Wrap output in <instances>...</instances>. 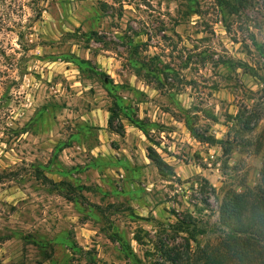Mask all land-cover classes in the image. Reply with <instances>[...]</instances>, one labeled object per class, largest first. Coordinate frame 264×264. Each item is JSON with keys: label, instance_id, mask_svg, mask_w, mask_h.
Masks as SVG:
<instances>
[{"label": "rangeland", "instance_id": "1", "mask_svg": "<svg viewBox=\"0 0 264 264\" xmlns=\"http://www.w3.org/2000/svg\"><path fill=\"white\" fill-rule=\"evenodd\" d=\"M263 165L264 0H0V264H157L187 212L213 243L201 181L254 189Z\"/></svg>", "mask_w": 264, "mask_h": 264}, {"label": "trees", "instance_id": "2", "mask_svg": "<svg viewBox=\"0 0 264 264\" xmlns=\"http://www.w3.org/2000/svg\"><path fill=\"white\" fill-rule=\"evenodd\" d=\"M225 5L228 6V4ZM112 119L113 117L109 120L110 126ZM229 120L228 135L233 132L237 139L246 134L251 135L260 117L248 109H243L239 110L234 117H229ZM193 137L199 138L197 135ZM200 142L219 145L225 157L232 153L237 144V141L229 139L225 142L200 139ZM147 159L161 178H166L168 173H173L172 168L152 148L147 149ZM45 182L50 181L45 180ZM201 182L205 189L201 204L209 207L211 197L218 202L212 233L215 237L214 242L204 246L197 242V238L209 235V224L202 223L194 214L187 212L176 218L174 225L163 227L160 224L163 228L162 233L167 230L173 235L179 234L184 237L181 238L183 242L181 247L162 241H158V245L153 244V254L160 259L157 264H264V165L260 171V184L254 189L243 187V190L238 192L236 189L222 188L220 190L222 195L219 197L220 193L217 194L206 181ZM164 237H166L165 234ZM134 239L141 244L142 239L138 233ZM151 255L149 252L146 253V257Z\"/></svg>", "mask_w": 264, "mask_h": 264}]
</instances>
